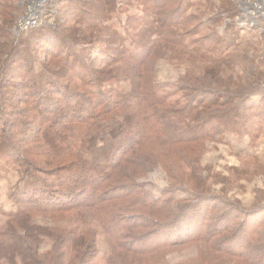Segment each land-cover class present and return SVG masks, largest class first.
I'll list each match as a JSON object with an SVG mask.
<instances>
[{
    "label": "trees",
    "instance_id": "obj_1",
    "mask_svg": "<svg viewBox=\"0 0 264 264\" xmlns=\"http://www.w3.org/2000/svg\"><path fill=\"white\" fill-rule=\"evenodd\" d=\"M1 1L6 5L0 18V170L10 163L13 169L7 168L8 173L13 171L18 183L8 192L16 208H0V213L7 216V227L0 232V259L10 264H19V259L22 264H90L88 256L98 252L93 236L70 233L65 238L57 228L34 223L38 217L75 207L96 216L116 249L123 251L122 255L131 253L134 259L164 247L203 240L215 249L221 244L230 245L240 235L236 225L244 228V233L250 232L249 245L253 249L258 247L255 240L258 244L261 238L264 243V208L255 209L252 215L235 208L221 231L217 226L208 230L206 223L213 219L202 206L207 200L206 210L210 207L209 195L200 190L203 184L193 188L188 200H182L185 205H179L174 196L183 190L178 177L161 197H156L138 181L146 168L135 160L148 155L144 145L171 146L180 154L181 145L192 147L211 134H250L255 119L264 121L260 117L264 87H251L250 78L236 90L212 87L208 91L212 99L204 97L207 90L196 88V99L181 108L151 88L153 56L162 42L181 45L184 53L199 54L213 65L229 61L232 54L227 53L238 37L237 28L232 26L233 38L227 41L213 28L222 18H211L195 28L184 27L186 33L178 31L180 24L191 18L186 14L184 0H137L139 14L127 20L122 14L134 0H63L49 21L48 18L40 27L12 34L16 16L12 15L9 0ZM22 7L25 11L26 7ZM230 7L223 16L235 19L238 9ZM93 18L96 24H92ZM105 18L116 21V51L111 54L100 50L92 60L85 58V32ZM121 23L123 29L117 26ZM131 23L139 24V28ZM208 29V35L195 40ZM27 39L28 43L21 46ZM125 62L132 70L128 72L137 79L128 96L114 86L123 71L117 65ZM75 80L89 90H78ZM256 92L259 99L251 104L249 97ZM4 114L10 117L2 118ZM13 115L16 121H12ZM238 118L245 127L242 130L237 127ZM117 120L125 130L114 140L106 127ZM93 133L103 138L99 147L86 143ZM133 159L136 165L128 167ZM224 204L213 203V208L225 215ZM259 213L260 219L257 216L251 223ZM150 229L154 230L145 233ZM43 235L54 237L64 249L58 252L56 248V253L46 259L40 256ZM242 246L238 242L232 247L241 250ZM71 248L74 254L68 256ZM228 251L236 252L230 248ZM245 256L252 264H264V254L259 259Z\"/></svg>",
    "mask_w": 264,
    "mask_h": 264
},
{
    "label": "rangeland",
    "instance_id": "obj_2",
    "mask_svg": "<svg viewBox=\"0 0 264 264\" xmlns=\"http://www.w3.org/2000/svg\"><path fill=\"white\" fill-rule=\"evenodd\" d=\"M9 2L12 15L16 16L12 34H17L19 32L17 22L24 13L22 6H26V4L23 0L21 2L20 0H9ZM134 2L122 14L126 20L132 14L137 12L139 14L140 2L137 0ZM18 3L23 4L20 5L21 8ZM184 4L186 5V14L191 15V18L188 19V22L180 24L178 28L180 32L186 33L184 27L195 28L194 26L203 24L211 18L218 21L219 18H222L213 28L226 41L233 38L235 30L232 26L239 30L235 43H232L230 51L227 53L232 56H228L229 61L224 60L211 65L210 61L208 62L205 57L199 54L188 51L184 53L181 45L162 42L161 49L153 56L154 63L150 79L153 92L172 105L181 108L196 99L198 96L196 88L207 90L203 93L204 97L212 99L213 96L208 92L212 87H227L236 90L249 78L248 82L252 81L251 87H255V89L264 87V16H259L258 24L254 26L240 25V21H236V16L241 14V0H184ZM5 5L6 3L0 0V18L2 12L5 11ZM230 6L232 8L236 6L238 9L234 16L235 19L229 15L223 16V13L231 8ZM91 21L92 24H96L97 20L93 18ZM131 24L132 26L135 24L139 28V24ZM115 25V20L105 18L97 26L93 25L90 30L85 32L88 36L86 42L83 41L85 58L92 60L99 55L100 50L111 51V54L116 51L119 42L118 36L113 31ZM117 26L120 29L124 28L123 23ZM210 31L209 29L203 31L195 37V40L202 39ZM26 43H28V39L21 42L20 45L24 46ZM91 66L90 64V69L93 67ZM117 66L118 70L122 69L123 71L119 72V76H117L119 78L116 79L114 86L121 94L128 96L137 79L134 74H131L132 70L128 69L127 63H118ZM73 83L83 93H85L84 90H89L79 80H75ZM109 86L106 84V88ZM258 94L256 92L251 98L249 97L251 104L258 101ZM87 96L89 95L85 97L88 98ZM238 103L243 104L241 101ZM261 113L260 117L264 120V110ZM8 116L4 114L2 118L8 119ZM11 119L12 121L17 120L15 115L11 116ZM260 120L259 118L254 120L255 124L252 125L253 131L250 134L245 132L211 134L202 142L194 143L192 147L181 145L180 154L171 146L161 148L155 144L144 145L143 151L145 150L148 155L144 158L138 156L135 160L139 163L143 162L142 166L146 168V174L140 176L138 181L145 184V188L152 191L156 197H161L163 190L170 187L175 181V177H178V180L182 181L178 184L182 186L183 190L176 191L174 196L177 202H180L179 205H185L186 201L182 202V200L185 198L188 200L193 195V188L203 184L200 190H204V195H209L210 207L206 210L207 200L202 206L205 208V213L211 214L210 217L213 219L206 223V228L209 230L217 226L216 228L221 231L224 226L222 224L230 221L229 218L234 214L235 208L247 210L250 215L255 209L264 208V121ZM238 121L237 127H241V130L244 129L241 118H238ZM32 127L35 128V124ZM124 130L125 126L119 120L109 122L106 127L108 135L114 140ZM86 143L88 146L99 147L103 143V138L93 133L87 137ZM136 161L133 159L128 167L136 165L133 164ZM3 167L0 170L2 175L0 177V208L12 211L16 205L10 199L8 192L12 186L18 183V176L13 171L8 173L7 168H11L10 163ZM225 202H227V206H225ZM213 203H223L225 215H221L222 211L219 208H213ZM260 214L254 216L250 222L254 223L257 216L262 215ZM34 223L57 228L56 231L61 232L65 238H68L70 233L77 237L93 236L97 242L98 252L95 256H88L90 264H252L250 258H246V254H250L255 259H259L260 254H264V243L261 242V238H259L260 243L258 244L255 240L254 245H258V247L253 249L249 245H252L249 238L250 232L244 233V228L237 225L235 230L240 233L236 239L237 242H232L230 245L228 243L221 244L218 249L211 247L203 240L204 242L164 247L157 252L141 255L139 259H134L131 253L122 255L123 251L116 249V243L112 241L100 220L96 216L90 215L86 209L75 207L63 213L38 217L34 219ZM6 227L7 216L1 212L0 232L4 231ZM261 229L264 231V224ZM151 230L154 229L146 230L145 233L151 232ZM238 242L243 245L241 250L238 247H232ZM56 248L58 252L64 249H60L54 237L43 235L38 254L46 259L56 253ZM229 248L236 252L228 251ZM72 254H74V250L71 248L67 255L72 256ZM18 262L22 264L20 259ZM0 264L10 263L5 259H0Z\"/></svg>",
    "mask_w": 264,
    "mask_h": 264
},
{
    "label": "built area",
    "instance_id": "obj_3",
    "mask_svg": "<svg viewBox=\"0 0 264 264\" xmlns=\"http://www.w3.org/2000/svg\"><path fill=\"white\" fill-rule=\"evenodd\" d=\"M63 0H23L26 4L23 15L17 22V30L26 31L40 27L45 21L51 19L52 13ZM241 14L236 16L240 25L258 24L257 18L264 16V0H241Z\"/></svg>",
    "mask_w": 264,
    "mask_h": 264
}]
</instances>
